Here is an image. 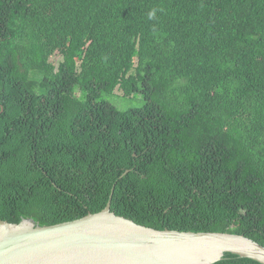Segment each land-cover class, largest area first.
Here are the masks:
<instances>
[{
	"label": "trees",
	"instance_id": "16d2710c",
	"mask_svg": "<svg viewBox=\"0 0 264 264\" xmlns=\"http://www.w3.org/2000/svg\"><path fill=\"white\" fill-rule=\"evenodd\" d=\"M110 200L264 245V0H0V218Z\"/></svg>",
	"mask_w": 264,
	"mask_h": 264
},
{
	"label": "water",
	"instance_id": "95a60500",
	"mask_svg": "<svg viewBox=\"0 0 264 264\" xmlns=\"http://www.w3.org/2000/svg\"><path fill=\"white\" fill-rule=\"evenodd\" d=\"M227 253L264 264V245L244 234L157 229L116 214L111 200L50 225L0 218V264H214Z\"/></svg>",
	"mask_w": 264,
	"mask_h": 264
},
{
	"label": "rangeland",
	"instance_id": "374dc122",
	"mask_svg": "<svg viewBox=\"0 0 264 264\" xmlns=\"http://www.w3.org/2000/svg\"><path fill=\"white\" fill-rule=\"evenodd\" d=\"M62 57L59 58V61H61Z\"/></svg>",
	"mask_w": 264,
	"mask_h": 264
},
{
	"label": "clouds",
	"instance_id": "9594fccd",
	"mask_svg": "<svg viewBox=\"0 0 264 264\" xmlns=\"http://www.w3.org/2000/svg\"><path fill=\"white\" fill-rule=\"evenodd\" d=\"M152 14H150V16H151Z\"/></svg>",
	"mask_w": 264,
	"mask_h": 264
},
{
	"label": "bare ground",
	"instance_id": "6f19581e",
	"mask_svg": "<svg viewBox=\"0 0 264 264\" xmlns=\"http://www.w3.org/2000/svg\"><path fill=\"white\" fill-rule=\"evenodd\" d=\"M242 258V257H241ZM250 259V258H249Z\"/></svg>",
	"mask_w": 264,
	"mask_h": 264
}]
</instances>
